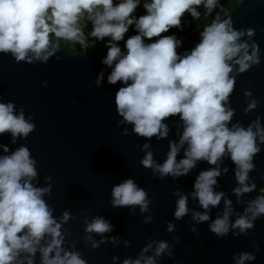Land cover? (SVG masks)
I'll use <instances>...</instances> for the list:
<instances>
[{
    "label": "clouds",
    "instance_id": "obj_1",
    "mask_svg": "<svg viewBox=\"0 0 264 264\" xmlns=\"http://www.w3.org/2000/svg\"><path fill=\"white\" fill-rule=\"evenodd\" d=\"M201 6L203 13L198 10ZM185 14L191 19L182 23ZM202 14L211 16L210 22L202 26L192 47L183 48L177 33ZM255 34L252 27L235 28L229 9L220 0H0V54L14 62L46 64L53 57L59 61L62 57L56 54L62 45L76 55L97 43L104 46L105 54L99 60L102 67L88 87L116 86V127L121 135L144 138L138 145L144 152L139 163L150 169L153 178L176 181L200 162L209 165L199 169L189 191L179 187L171 191L173 219L187 216L194 236L200 235L197 225L206 223L218 239L229 234L255 237L250 230L264 217V186L258 188L257 177L249 175L255 171L264 181V171L254 163V157L264 150V124L259 114L246 126L232 123L235 109L229 99L236 74L261 61L259 45L252 39ZM41 85L47 87L48 81L42 80ZM242 94L246 115L258 102L248 88ZM170 117L180 121L181 130L178 139H168L164 159L157 162L150 141L168 138ZM35 128L33 115H26L23 106L0 99V136L7 133L9 137L8 143H0V264H87L76 241L66 240L69 230L62 227L75 214L64 209L57 217L44 199L51 196L52 177L44 176L45 183L40 185L37 160L27 145L10 148ZM225 157L233 166L235 183L230 193L235 203L228 192L216 187L218 178L228 173ZM253 192L254 196L244 198ZM191 200L199 210L189 207ZM153 203L131 176L110 188L111 207H127L132 213L133 206H138L141 213H148L140 218L144 224L154 223L149 207ZM236 205L241 206L239 210ZM214 209L216 215H212ZM114 227L104 215L85 218L80 238L90 250L109 244L128 247V239L111 234ZM175 230L173 221H165L166 233ZM179 242L176 235L171 243L149 237L134 257L112 255L111 264H160L163 257L182 264L173 252ZM259 251L260 245L253 240L251 251L232 253V264H251Z\"/></svg>",
    "mask_w": 264,
    "mask_h": 264
},
{
    "label": "water",
    "instance_id": "obj_2",
    "mask_svg": "<svg viewBox=\"0 0 264 264\" xmlns=\"http://www.w3.org/2000/svg\"><path fill=\"white\" fill-rule=\"evenodd\" d=\"M220 2L229 9L235 28L256 29L252 39L257 42L261 52L258 65L236 74L234 91L229 98L231 107L235 109L231 122L239 121L246 126L259 114L264 124V31H260L264 28V0ZM211 18H205L202 14L198 20L191 22L189 34H177L183 40V48H190L198 41V32ZM75 47L77 48L76 45ZM105 51L104 46L97 43L84 53L76 55L73 49L62 45L56 54L62 57L61 60L57 61L53 57L46 64L37 62L34 65L17 63L10 56L0 54V99L13 100L17 107L23 106L26 115H33L36 125L26 139H18L17 144L10 145V148L21 143L27 145L31 155L37 160L40 185L45 183L44 176L52 177L54 182L51 196H45L44 199L55 209L54 215L58 217L64 209L75 214V219L62 226L69 230L66 240L69 243L76 241L75 247L87 260V264H111L112 255L120 258L134 257L149 237L165 239L171 243L173 235L180 237V242L173 245L174 259L182 261V264H232V253L251 251L254 240L260 245V251L251 264H264V217L256 220L254 228L250 230V233H256L255 237L249 235L233 238L229 234L227 238L219 239L207 230L206 223L197 225L200 235L194 236L186 223L187 216L180 221L173 219L172 189L179 187L189 191L199 169L209 165L200 162L189 175L179 177L176 181L171 177L155 179L151 176L150 169L140 165L139 160L144 152L138 145L143 143L144 138L131 134L121 135L120 129L116 127L118 117L113 103L116 86L105 83L100 88L94 85L88 87L93 84L95 74L102 67L99 60ZM42 80L48 81L47 87L41 85ZM245 88L252 92L258 102L257 107L246 115L242 111L246 105V98L242 94ZM166 123L170 129L168 138L159 141L153 138L150 141L153 159L157 162L164 159L168 139H178L181 130L180 121L175 117H170ZM125 126L131 127L122 125ZM8 142L7 133L0 136V143ZM182 154L178 153L177 159ZM223 163L228 165V173L218 178L219 184L216 187L228 192L235 203V198L230 193L235 183L233 166L227 157ZM254 163L264 171V150L254 157ZM249 175L257 177L258 188L264 186V181L258 178L257 172L253 171ZM127 176L133 177L153 198L154 203L149 207L152 208L154 223L141 222L140 218L148 213H141L138 206H133L135 211L130 213L127 207L113 208L109 204L111 186ZM255 194H247L244 198ZM189 207L198 209L194 200L189 201ZM240 207L236 205L238 210ZM216 214L217 210L214 209L212 215ZM95 215L108 218L115 225L111 234L128 239L129 246L120 244L113 248L109 244L107 247L100 245L90 250L80 237L83 235L84 219L90 220ZM165 221H173L176 226L174 233L164 231ZM160 264H172V260L163 257Z\"/></svg>",
    "mask_w": 264,
    "mask_h": 264
},
{
    "label": "trees",
    "instance_id": "obj_3",
    "mask_svg": "<svg viewBox=\"0 0 264 264\" xmlns=\"http://www.w3.org/2000/svg\"><path fill=\"white\" fill-rule=\"evenodd\" d=\"M198 10H199V11L203 10L202 6L199 7ZM138 11H140V10L138 9ZM190 19H191V18L188 17L187 14H185V17L182 19V23H183L184 20H190ZM191 29H192V23H191V25H190L189 27H186L185 30H184L183 32H179V33H177V34H185V35H187V34L190 33ZM173 31H175V30L173 29ZM76 46H77V48H78V50H79L80 46H79V45H76Z\"/></svg>",
    "mask_w": 264,
    "mask_h": 264
},
{
    "label": "flooded vegetation",
    "instance_id": "obj_4",
    "mask_svg": "<svg viewBox=\"0 0 264 264\" xmlns=\"http://www.w3.org/2000/svg\"><path fill=\"white\" fill-rule=\"evenodd\" d=\"M201 11H203V10H201Z\"/></svg>",
    "mask_w": 264,
    "mask_h": 264
},
{
    "label": "rangeland",
    "instance_id": "obj_5",
    "mask_svg": "<svg viewBox=\"0 0 264 264\" xmlns=\"http://www.w3.org/2000/svg\"><path fill=\"white\" fill-rule=\"evenodd\" d=\"M185 30V29H184Z\"/></svg>",
    "mask_w": 264,
    "mask_h": 264
}]
</instances>
